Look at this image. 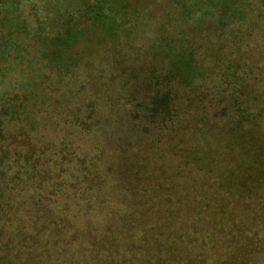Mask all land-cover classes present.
<instances>
[{
  "label": "trees",
  "instance_id": "16d2710c",
  "mask_svg": "<svg viewBox=\"0 0 264 264\" xmlns=\"http://www.w3.org/2000/svg\"><path fill=\"white\" fill-rule=\"evenodd\" d=\"M111 1L76 50L0 15V262L264 264V0Z\"/></svg>",
  "mask_w": 264,
  "mask_h": 264
},
{
  "label": "rangeland",
  "instance_id": "374dc122",
  "mask_svg": "<svg viewBox=\"0 0 264 264\" xmlns=\"http://www.w3.org/2000/svg\"><path fill=\"white\" fill-rule=\"evenodd\" d=\"M95 2H98L99 5L101 3L102 5L98 7V10L109 14V16H105L98 20L96 24L93 20L96 18L94 15L95 10L92 9V4ZM192 2L195 4L201 3L200 5L202 6H210L211 0H207L204 4H202L203 1L200 2V0H192ZM142 3V1L139 2L140 5H142ZM162 11H164L163 8L157 12L158 16L162 15ZM115 13H118V10H115V3L111 0H0V15L7 18L6 20L4 19V23L1 27L11 30L14 36L17 35L20 39L19 44L22 45L26 43L33 45L35 42L37 43V41L41 42V44L43 42L48 43L53 35H57L62 31L64 23H69L68 26L71 25V27H69L70 31H68L71 32L69 36L72 34L76 36V40L74 41L73 39L72 45L74 50H76L79 46L86 45L85 41L92 39L97 31L103 30L102 28H104L105 25H101L102 21L107 23L108 19L110 21L112 17L117 15ZM67 16L71 17L70 21H66ZM142 17H144V15H140L139 19ZM23 29L26 30L24 31ZM143 30L145 29H139L140 32ZM139 31L135 38V44L132 45L133 49L140 47L139 44L142 37L139 38V36L142 32L139 33ZM71 38L72 37L68 39ZM68 39L66 40L68 41ZM135 60H137L135 64L131 63V61L129 62L131 63V76L139 80L138 84H143L140 90L147 96L149 84L146 80V73H144L146 62L143 64V59L135 58ZM123 250H125L127 255L129 254L128 256H131L127 248L124 247ZM1 254L7 255L9 260H12L16 256V253L12 251L0 252V255ZM29 256V253L24 255V257ZM0 264L4 263L0 262Z\"/></svg>",
  "mask_w": 264,
  "mask_h": 264
}]
</instances>
